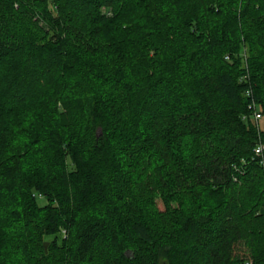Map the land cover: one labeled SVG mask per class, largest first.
<instances>
[{
    "label": "trees",
    "instance_id": "obj_1",
    "mask_svg": "<svg viewBox=\"0 0 264 264\" xmlns=\"http://www.w3.org/2000/svg\"><path fill=\"white\" fill-rule=\"evenodd\" d=\"M251 100L264 0H0V264H264Z\"/></svg>",
    "mask_w": 264,
    "mask_h": 264
},
{
    "label": "built area",
    "instance_id": "obj_2",
    "mask_svg": "<svg viewBox=\"0 0 264 264\" xmlns=\"http://www.w3.org/2000/svg\"><path fill=\"white\" fill-rule=\"evenodd\" d=\"M246 95L250 96L251 93H250V90L249 89H246ZM248 107L251 109V114H252V117L255 121H258V119L262 116L261 115V112L256 108V105H255V102L253 100H251L248 104ZM262 148H263V145L261 142L257 143L256 146L254 147V152H255V155L257 156H261L262 155ZM243 264H252L250 263L249 261H244Z\"/></svg>",
    "mask_w": 264,
    "mask_h": 264
},
{
    "label": "rangeland",
    "instance_id": "obj_3",
    "mask_svg": "<svg viewBox=\"0 0 264 264\" xmlns=\"http://www.w3.org/2000/svg\"><path fill=\"white\" fill-rule=\"evenodd\" d=\"M258 125L260 127V129L264 130V115H262L259 119H258ZM157 205L160 209L163 208L162 202L160 201V199H157Z\"/></svg>",
    "mask_w": 264,
    "mask_h": 264
},
{
    "label": "water",
    "instance_id": "obj_4",
    "mask_svg": "<svg viewBox=\"0 0 264 264\" xmlns=\"http://www.w3.org/2000/svg\"><path fill=\"white\" fill-rule=\"evenodd\" d=\"M47 245H48V242L47 241H44L43 246H44V249L45 250L47 249Z\"/></svg>",
    "mask_w": 264,
    "mask_h": 264
}]
</instances>
